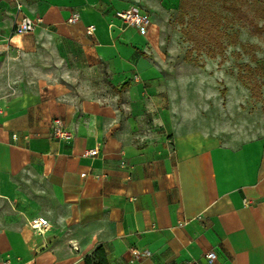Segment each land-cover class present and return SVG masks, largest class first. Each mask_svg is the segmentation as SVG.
Masks as SVG:
<instances>
[{
	"label": "crops",
	"instance_id": "1",
	"mask_svg": "<svg viewBox=\"0 0 264 264\" xmlns=\"http://www.w3.org/2000/svg\"><path fill=\"white\" fill-rule=\"evenodd\" d=\"M16 1L0 0V264H84L97 246L109 264L132 248L148 253L137 264H210L209 251L211 264H264V132L184 123L190 82L160 47L176 0ZM128 8L149 15L145 33L116 17ZM23 15L40 21L14 34ZM55 119L70 141L52 136Z\"/></svg>",
	"mask_w": 264,
	"mask_h": 264
},
{
	"label": "rangeland",
	"instance_id": "2",
	"mask_svg": "<svg viewBox=\"0 0 264 264\" xmlns=\"http://www.w3.org/2000/svg\"><path fill=\"white\" fill-rule=\"evenodd\" d=\"M231 3L264 26V0H176L161 14L160 47L170 77L190 82L182 96L184 123L225 138H247L264 132V33H254L228 10ZM6 77L7 65L0 61V96L9 89Z\"/></svg>",
	"mask_w": 264,
	"mask_h": 264
},
{
	"label": "built area",
	"instance_id": "3",
	"mask_svg": "<svg viewBox=\"0 0 264 264\" xmlns=\"http://www.w3.org/2000/svg\"><path fill=\"white\" fill-rule=\"evenodd\" d=\"M17 10L20 11L21 4L16 1ZM116 17L122 20L126 26H133L139 32L145 33L151 24V20L148 14L141 13L137 8H128L123 11L115 13ZM78 18V14H73L68 18V22L74 23ZM39 19H33L26 15L21 16L15 20L12 32L14 34H23L32 32L35 30L36 26L39 23ZM112 25V24H111ZM110 26V25H109ZM94 25H89L86 28L87 33H92L94 30ZM1 112V108H0ZM51 133L52 136L56 139L70 141L72 139L71 132L64 127L62 122L59 119H55L51 123ZM98 154L97 148H91L84 150L82 153L83 157H94ZM124 163V162H122ZM85 173L81 174L84 176ZM29 226L34 230V232L42 233L47 228H49L48 220L43 216L33 217L28 220ZM148 253L144 252L138 248H132L129 252V264H137L143 257L147 256ZM205 258L211 263L214 262L216 254L214 251H209L205 254ZM4 264H9V261L6 260ZM184 264H193L192 262H185Z\"/></svg>",
	"mask_w": 264,
	"mask_h": 264
},
{
	"label": "trees",
	"instance_id": "4",
	"mask_svg": "<svg viewBox=\"0 0 264 264\" xmlns=\"http://www.w3.org/2000/svg\"><path fill=\"white\" fill-rule=\"evenodd\" d=\"M227 9L234 12L235 14L239 15L244 21H246L250 26L254 33L262 34L264 33V26L257 25L250 17L249 15L242 10V8L235 4L231 3L227 6ZM193 21H196L195 17H191ZM184 18L183 16H179V23L184 24ZM204 21H200L199 29H204ZM184 33L191 38L193 41L195 40V37L193 36L192 32L190 30H184ZM84 264H109L107 254L102 246L95 247L89 254H86L83 257Z\"/></svg>",
	"mask_w": 264,
	"mask_h": 264
}]
</instances>
